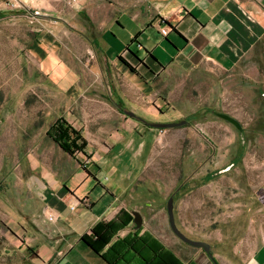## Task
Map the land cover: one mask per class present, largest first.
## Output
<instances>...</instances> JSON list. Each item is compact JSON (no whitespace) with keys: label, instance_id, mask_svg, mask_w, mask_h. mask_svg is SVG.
Segmentation results:
<instances>
[{"label":"rangeland","instance_id":"1","mask_svg":"<svg viewBox=\"0 0 264 264\" xmlns=\"http://www.w3.org/2000/svg\"><path fill=\"white\" fill-rule=\"evenodd\" d=\"M9 8L23 15L0 21L1 190L7 180L11 187L32 180L34 188L56 163L69 167L67 156L45 150V132L59 116L73 117L91 148L112 145L108 180L141 213V229L176 251L189 248L164 217L152 218L184 184L173 201L177 227L209 243L221 263L241 264L264 238V42L229 71L210 62L156 68L147 97L130 85L134 101L118 104L121 110L150 123L187 121L160 130L108 105L109 82L130 83L86 40L84 9L70 0H14ZM125 43L117 38V50ZM76 82L83 87L72 94L67 86Z\"/></svg>","mask_w":264,"mask_h":264},{"label":"crops","instance_id":"2","mask_svg":"<svg viewBox=\"0 0 264 264\" xmlns=\"http://www.w3.org/2000/svg\"><path fill=\"white\" fill-rule=\"evenodd\" d=\"M13 1L0 0V21L23 15L8 10ZM77 7L84 9L78 13L85 24L94 26L92 30L88 27L92 39L86 36V40L94 46L99 44L108 67L130 83L125 82L123 87L121 81L109 82L108 88L116 96L112 97L108 89V105L113 104L120 112L124 110L118 104L124 106L134 101L129 92L131 87L147 97L156 68L192 67L210 62L229 71L264 42V0H78ZM163 28L166 35L161 33ZM117 38L126 42L123 50H117ZM135 55L149 63L140 67ZM118 58L127 62L135 73ZM81 87L76 82L67 89L76 94ZM62 117L86 139L85 154L76 152L70 156L48 137L45 150H54L59 157L67 156L69 167L60 165L57 169L56 163L55 171H46L41 179L33 180L34 188L32 180H18L12 187L7 180L2 190L0 183V264H110L101 255L118 238L131 232L130 225L118 231L100 253L82 241L98 223L116 222L122 212L132 214V211L123 203L122 193L113 188V180H108L116 157L112 145L99 150L91 148L90 140L73 117ZM262 192L264 207V183ZM154 212L152 218L164 217L168 227L166 212L161 208ZM144 233L150 234L158 246L172 255L167 258L171 264H213L200 248L189 246L176 251V247L159 240L145 226L140 235ZM145 257L153 256L148 251ZM213 257L223 264L216 255ZM107 258L113 264H142L132 253L117 258L109 252ZM152 264L163 262L155 259ZM241 264H264V238Z\"/></svg>","mask_w":264,"mask_h":264},{"label":"trees","instance_id":"3","mask_svg":"<svg viewBox=\"0 0 264 264\" xmlns=\"http://www.w3.org/2000/svg\"><path fill=\"white\" fill-rule=\"evenodd\" d=\"M119 61L125 65L128 70L135 73V70L124 60L118 58ZM46 135L51 138L63 152L70 156H74L76 152L85 154L87 141L79 130H76L68 122L60 117L48 128ZM206 181L213 179L207 175ZM133 221L131 214L122 212L116 222L98 223L92 230L90 236H83L82 241L94 252L100 253L104 246L110 243L112 237L120 230L128 227ZM141 229H135L134 225L131 227V232L122 238H118L112 243L106 253L101 256L110 264H113L108 258L107 254L112 252L116 254L117 258H125L129 253L135 254L142 260V264H152V260L158 259L163 264H171L167 260L168 256L172 255L165 250L161 245L158 246L157 241L147 233L140 235ZM152 253V259H146L145 252Z\"/></svg>","mask_w":264,"mask_h":264},{"label":"water","instance_id":"4","mask_svg":"<svg viewBox=\"0 0 264 264\" xmlns=\"http://www.w3.org/2000/svg\"><path fill=\"white\" fill-rule=\"evenodd\" d=\"M124 114L132 117V118H137L141 122L145 123L151 128H156L160 130L164 129H171V128H177L185 125L187 123L186 120H180V121H175V122H166V123H150L146 122L140 117H137L136 114L132 111H123ZM173 196L174 192L168 197L167 202H166V213H167V219H168V225L172 233L183 243L194 247V248H200L202 249L205 253L208 254L209 258L212 260L213 264H218L214 257L213 254L210 252L211 250V245L205 241H200V240H195L191 239L188 236H186L176 225L175 222V216H174V205H173ZM132 216H133V225L135 229H140L143 225V218L140 212L138 211H132Z\"/></svg>","mask_w":264,"mask_h":264},{"label":"built area","instance_id":"5","mask_svg":"<svg viewBox=\"0 0 264 264\" xmlns=\"http://www.w3.org/2000/svg\"><path fill=\"white\" fill-rule=\"evenodd\" d=\"M70 3H72L73 5H76L78 4V0H70ZM161 33L163 35H166L167 33V30L165 28L161 29ZM71 209L73 210L74 209V206H71ZM49 220H53V217L52 216H49ZM60 254V253H59Z\"/></svg>","mask_w":264,"mask_h":264},{"label":"flooded vegetation","instance_id":"6","mask_svg":"<svg viewBox=\"0 0 264 264\" xmlns=\"http://www.w3.org/2000/svg\"><path fill=\"white\" fill-rule=\"evenodd\" d=\"M137 117H138V116H137ZM135 119H137V118H135ZM183 185H184V184H181V185H180V186L174 191L173 199H174L175 195H177L178 192L181 190V188H182Z\"/></svg>","mask_w":264,"mask_h":264}]
</instances>
